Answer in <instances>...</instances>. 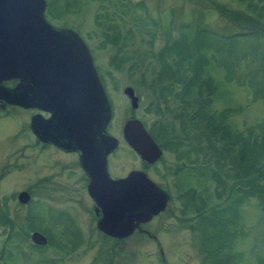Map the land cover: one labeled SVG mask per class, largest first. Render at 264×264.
Listing matches in <instances>:
<instances>
[{
    "label": "rangeland",
    "instance_id": "obj_1",
    "mask_svg": "<svg viewBox=\"0 0 264 264\" xmlns=\"http://www.w3.org/2000/svg\"><path fill=\"white\" fill-rule=\"evenodd\" d=\"M252 1L264 4V0ZM64 2L46 0L45 18L53 25L75 31L86 44L107 95L111 115L108 130L115 138L120 140L121 124L127 117L139 119L145 129L154 120L155 114L149 109L154 98L147 83L159 69L155 54L166 44V37L169 42L185 41L187 45L174 44L180 53L203 59L206 73L217 85L211 105L215 110L229 109L227 121L233 128L243 131L256 121L264 123V39L258 35L239 36L251 31V25L229 16L230 12H237L253 17L243 2L69 0L68 9L64 7L62 11ZM58 3L62 12L54 14L52 7L56 9ZM259 21V27L264 29V12ZM107 23L114 28H104ZM113 29L121 37L118 42H125L119 54L132 56L118 68L109 62L113 46L101 34L106 30L110 38ZM176 50L169 53L175 54ZM136 55L144 59L139 64L134 60ZM225 73L229 79H225ZM14 82L3 83L12 86ZM126 85L137 97L134 109L122 92ZM9 111L0 113V136L4 139L0 145V264H264V205L248 198L239 209L234 207L224 214L215 227L195 228V212L181 213V202L173 189L175 165L183 160L177 161L172 151L162 147L165 144L160 145L161 158L147 168L150 179L170 196L165 209L142 226L156 241L133 232L115 242L91 230V200L84 185L73 184V177L69 180L73 182L71 186L62 185V151L32 144L34 139L26 128L29 112L17 108ZM14 132L17 138L13 140L9 137ZM11 142H15L12 147ZM12 149L16 151L11 155ZM129 154L121 143L110 159L112 175H124L139 165ZM195 172V167L188 173L176 172L182 173V187L211 194L212 182ZM21 190L29 195L26 203L16 199ZM207 201L217 199L212 195ZM27 213L35 228L25 236ZM4 214L12 223L10 232L8 223L1 219ZM33 230L45 236V245L31 243L29 235ZM203 239H207L210 249L223 243L213 263L207 257L204 259Z\"/></svg>",
    "mask_w": 264,
    "mask_h": 264
},
{
    "label": "water",
    "instance_id": "obj_2",
    "mask_svg": "<svg viewBox=\"0 0 264 264\" xmlns=\"http://www.w3.org/2000/svg\"><path fill=\"white\" fill-rule=\"evenodd\" d=\"M45 4V0H0V100L37 109L28 122L33 136L61 151L79 153L88 176L86 192L97 216L95 227L102 234L113 239H123L135 229L148 234L140 224L162 212L169 195L141 170L119 178L108 175L105 155L117 146V139L105 130L110 106L104 88L84 41L75 31L46 21ZM9 80H15L12 86L3 83ZM122 92L130 108H136L133 89L126 85ZM121 137L147 163L160 155L137 118L122 123ZM28 198L25 190L16 195L19 203ZM29 239L35 245L46 243L36 230Z\"/></svg>",
    "mask_w": 264,
    "mask_h": 264
},
{
    "label": "trees",
    "instance_id": "obj_3",
    "mask_svg": "<svg viewBox=\"0 0 264 264\" xmlns=\"http://www.w3.org/2000/svg\"><path fill=\"white\" fill-rule=\"evenodd\" d=\"M238 1L243 2L247 10L254 14L253 17H243L237 12L229 13L233 20L243 19L245 24L251 25V31H244L239 36L258 35L264 39V29L259 27L264 4L257 5L252 0ZM67 3L69 4V0L62 3V11L64 7L68 9ZM54 8L53 6L51 10L54 14L62 12L59 3ZM218 10L225 11L220 8ZM104 28L111 29L114 26L107 23ZM105 31L101 32L103 39L114 50L109 62L118 68L132 56L119 54L125 42L121 39L118 42L120 36L115 34V29V35L110 38ZM166 39V44L155 54L159 69L154 71L147 83L154 98L149 109L155 114V118L146 125V129L159 145L165 144L162 147L174 153L177 161L183 160L176 163L173 176V189L178 193L181 213L194 211L198 219L194 226L197 229H203L204 226L215 227L224 214H228L234 207L239 209L248 198H255L264 205V123L256 121L243 131L233 128L227 121L229 109L215 110L211 105L217 85L206 73L207 65L203 64V59L190 58L180 53L179 49H174V44L187 45L185 41L177 43L172 39L169 42V37ZM171 49L177 53L170 54ZM151 54L152 51L149 52L150 56ZM136 56L138 59L133 56L136 63L144 60L141 55ZM225 79H229L226 73ZM194 167L196 174L203 176L207 182H212L211 194H203L202 190L192 187H182V173L176 175V172L185 170L188 173ZM212 195L217 201L208 202V197ZM1 219L3 223H8L10 232L12 223L7 215L4 214ZM24 224L23 235L27 236L29 230L35 228L30 223L28 213L24 216ZM113 240L118 242L122 239ZM206 240H202L201 250L205 253L204 259L207 257L213 263L217 259L219 247L224 246L218 242L210 249L206 246Z\"/></svg>",
    "mask_w": 264,
    "mask_h": 264
},
{
    "label": "flooded vegetation",
    "instance_id": "obj_4",
    "mask_svg": "<svg viewBox=\"0 0 264 264\" xmlns=\"http://www.w3.org/2000/svg\"><path fill=\"white\" fill-rule=\"evenodd\" d=\"M45 2H46V0H45ZM62 2V1H61ZM45 6H46V4H45ZM46 15H45V8H44V17H45ZM46 19V18H45ZM46 21H48V20H46ZM49 22V21H48ZM50 23V22H49ZM51 24V23H50ZM51 25H53V24H51ZM53 26H55V27H61V26H58V25H53ZM5 85H7V86H10L9 84H5ZM12 85V84H11ZM133 93H134V91H133ZM105 94H106V92H105ZM107 96V95H106ZM127 100H128V98H127ZM14 108H17V109H22V110H26V111H28L29 113H28V121H29V117L32 115V114H35V113H37V112H39L37 109H34V108H27V109H23V108H21V107H19V106H16V105H12V104H7V103H4L2 100H0V113H6L7 111L8 112H10L9 110H11V109H14ZM41 113V115H43L44 117H46L48 114L47 113H43V112H40ZM111 116V115H110ZM130 116H132V115H130ZM111 118V117H110ZM110 118H109V120H108V122H107V124H106V127H105V130H106V132L109 134V135H111V136H113V137H115L113 134H111V133H109V125H110ZM129 118H135V117H127L126 119H129ZM125 119V120H126ZM124 120V121H125ZM28 121H27V124H26V128H27V132L30 134V136L34 139L33 141H31L32 142V144H36V143H39V147L41 148V147H44V146H51V147H54V146H52L51 144H47V143H44V142H41V141H39V140H37L34 136H33V134L30 132V130L28 129ZM123 121V122H124ZM122 122V123H123ZM121 126H122V124H121ZM9 138H11V139H16L17 138V133L16 132H14L13 134L11 133V135H10V137ZM117 138V137H116ZM153 139V138H152ZM154 140V139H153ZM4 142V139H3V136L1 135L0 136V145H2V143ZM155 142V141H154ZM121 143H123L124 145H125V148L130 152V154L129 155H131L132 157H134L136 160H138L139 161V165H137L136 167H134V168H131V169H129L126 173H128L130 170H141V171H144L145 173H146V175L148 176V174H147V168L148 167H150V166H153L160 158H161V156H162V152H163V150H162V148H161V146L157 143V142H155L156 143V145L158 146V148L160 149V155H159V157L155 160V161H153V162H151V163H147V162H145L144 160H142L127 144H126V142L122 139V137H121V128H120V140L117 138V146L114 148V149H112L109 153H107L106 155H105V163H106V170H107V173H108V175L111 177V178H119V177H123L124 175H126V173L124 174V175H117V176H115V175H112L111 174V172H110V159H111V157H112V155L114 154V152H115V150L119 147V145L121 144ZM14 144H15V142H11V144H10V146L12 147V146H14ZM54 148H56V147H54ZM57 149V148H56ZM15 149H12L11 150V155L12 154H14L15 153ZM62 159H63V162H62V178L64 179L63 180V182H62V185L64 186V185H68V187L69 186H71L72 185V183L73 182H71V181H69L70 179H71V177H73V179H74V183L73 184H77V185H79L80 187H82L83 185H84V188H85V192H86V185H87V183H88V176H87V174L85 173V171H84V169L82 168V166H81V164H80V161H79V153L77 152V151H65V150H62ZM6 164H7V162H6ZM149 177V176H148ZM0 178H1V174H0ZM150 178V177H149ZM65 187H67V186H65ZM86 194H87V192H86ZM17 195V194H16ZM87 196H88V194H87ZM89 197V196H88ZM89 199H90V197H89ZM2 200V195L0 196V201ZM91 200V199H90ZM94 204H93V202H92V200H91V208H90V211H91V220L93 221V228H91V230H95L96 232H98V233H101L102 234V232H100L96 227H95V221H96V218H97V216L94 214ZM99 212V211H98ZM146 223V222H145ZM145 223H143V224H140V226H141V228H142V226L145 224ZM77 225V224H76ZM76 229H77V231H78V228L76 227ZM133 232H137L136 231V229L133 231ZM132 232V233H133ZM41 233V232H40ZM138 233V232H137ZM139 234H145L146 236H150V238H152L154 241H156V238L155 237H152L153 235L152 234H150L149 232H148V234L147 233H145V232H141V233H139ZM104 235V234H103ZM45 245V244H44ZM36 246H43V245H36Z\"/></svg>",
    "mask_w": 264,
    "mask_h": 264
}]
</instances>
